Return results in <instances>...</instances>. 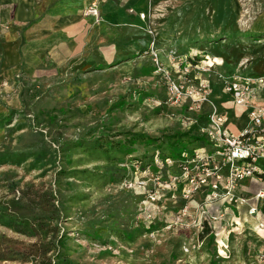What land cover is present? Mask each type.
Wrapping results in <instances>:
<instances>
[{"label":"rangeland","instance_id":"1","mask_svg":"<svg viewBox=\"0 0 264 264\" xmlns=\"http://www.w3.org/2000/svg\"><path fill=\"white\" fill-rule=\"evenodd\" d=\"M112 1V11L98 0L83 11L96 24L118 21L119 32L99 40L102 61L0 93V264H46L57 251L75 264H264V198L254 216L211 201L208 188L185 198L166 184L179 168L159 165L161 150L128 155L116 145L130 132L183 134L214 108L238 134L248 109L219 76L264 74V0ZM201 53L209 58L186 76L188 55ZM170 80L209 82V102L192 111L191 101L176 103ZM161 149L168 154L165 141ZM263 188L245 180L237 194Z\"/></svg>","mask_w":264,"mask_h":264},{"label":"built area","instance_id":"2","mask_svg":"<svg viewBox=\"0 0 264 264\" xmlns=\"http://www.w3.org/2000/svg\"><path fill=\"white\" fill-rule=\"evenodd\" d=\"M98 13V9L92 6L88 10V14L94 17ZM153 61L157 71H162L156 53ZM214 64H209L205 71H210ZM195 67L199 68L198 65ZM195 67L185 61L184 74L189 76ZM219 78L224 90L233 97L235 103L248 109V120L240 132L234 134L227 128L224 116L217 109H212L208 114L207 124L200 129L201 134L212 145L211 153L198 149L193 155L184 154L185 165L181 168V174L172 177L167 184L180 188L185 198L208 188L207 197L211 201L246 205L249 215L254 216L259 212L258 203L264 198V188L251 198L241 197L237 191L240 183L245 180L264 183V74L220 75ZM210 88L207 81L197 88L186 87L171 80L169 83L170 93L176 103L191 101V111L199 108L200 104L209 102ZM166 163L173 164L169 159ZM151 196L154 200V195ZM260 227L264 229V224L261 223Z\"/></svg>","mask_w":264,"mask_h":264},{"label":"crops","instance_id":"3","mask_svg":"<svg viewBox=\"0 0 264 264\" xmlns=\"http://www.w3.org/2000/svg\"><path fill=\"white\" fill-rule=\"evenodd\" d=\"M98 1L106 9H115L112 0ZM91 2L0 0V93L20 94L27 79L45 77L46 72L74 74L81 65L102 61L99 40L119 32L118 21L110 17V23L96 24L84 17ZM89 49L94 54L85 59Z\"/></svg>","mask_w":264,"mask_h":264},{"label":"trees","instance_id":"4","mask_svg":"<svg viewBox=\"0 0 264 264\" xmlns=\"http://www.w3.org/2000/svg\"><path fill=\"white\" fill-rule=\"evenodd\" d=\"M201 54L202 55H198V54H194V55H190V56L188 55L187 62L192 67H195L198 65L197 63L200 60H203V59L207 60L209 58L208 54H206V55H203V53H201ZM200 58H203V59H200ZM203 62H205V61H203ZM204 122H205L204 116H202L198 120L197 124H193L190 126L188 131H185L183 134L166 136L165 138L167 140L165 138L164 139L152 138L146 134H137V133H131L130 132V133L126 134L123 139L116 141V145L123 146V148H127L126 152H128V155L136 153L137 152L136 146H139V145L152 146V147H155L156 149H159V151L161 150L162 152L159 153L160 156H157V157H159V165H160V162L165 163V161L168 159L172 160L173 166L177 165L179 168L178 171L173 173L175 176H177L179 174V171L181 170V168L185 165V159L183 156L184 154L193 155V153H195L198 149H204V148H206L205 152L211 153V151H212L211 143L200 132V129L203 126H205ZM164 141L168 146V154L167 155H165L164 150L161 149V145L163 144ZM157 143H159V145H157ZM152 158H153L152 159L153 160L152 165L154 166V170H155V168H157L155 160H158V158L156 159L155 155H153ZM155 171H157V170H155ZM174 175H173V177H174ZM161 182H164V180L161 179ZM205 226L207 228L206 232L210 235L211 240H213L214 239L213 231L212 230L210 231V229H209V227H207L206 223H205ZM40 228H42V225H40ZM96 236H98V235H96ZM63 241H64L63 238L60 241H58L59 247H60V245L63 244ZM46 264H75V263L72 260H70L68 256L64 255V253H62L61 251H57V253L54 255V260L53 261L50 260Z\"/></svg>","mask_w":264,"mask_h":264},{"label":"bare ground","instance_id":"5","mask_svg":"<svg viewBox=\"0 0 264 264\" xmlns=\"http://www.w3.org/2000/svg\"><path fill=\"white\" fill-rule=\"evenodd\" d=\"M262 230V229H261Z\"/></svg>","mask_w":264,"mask_h":264}]
</instances>
